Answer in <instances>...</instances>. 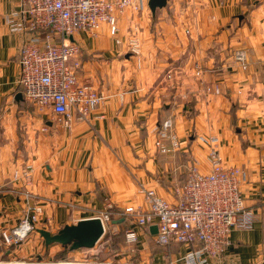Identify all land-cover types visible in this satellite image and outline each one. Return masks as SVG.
<instances>
[{
  "label": "crops",
  "instance_id": "obj_1",
  "mask_svg": "<svg viewBox=\"0 0 264 264\" xmlns=\"http://www.w3.org/2000/svg\"><path fill=\"white\" fill-rule=\"evenodd\" d=\"M17 7L18 0H0V128L11 140L4 150L7 162L17 153L15 140L28 139L26 154L0 167V232L17 225L30 205L43 208L36 229L51 233L108 208L115 224L137 232L133 257L123 253L128 264H185L190 245H156L150 241L154 235L124 210L148 209L142 187L174 201L191 164L210 170L208 138L215 137L225 163L244 171L240 190L255 219L250 229L234 228L223 253L208 264H264V0H168L154 18L148 7L118 14L115 36L105 23L95 35L74 33L71 39L81 48L79 79L105 99L89 122L71 127L46 113L18 109L26 102L18 84L23 35L3 20ZM133 29L138 56L126 44ZM237 48L247 51L244 70L233 58ZM168 72L173 78H166ZM215 83L220 91L207 92ZM167 117L182 143L178 151L161 154L153 141ZM41 124L51 131H38ZM58 126L65 130L55 131ZM25 165L32 167L29 179L15 180L14 171ZM121 212L123 218L115 220ZM92 259L68 245L46 247L36 230L16 246L4 245L0 237V264H92Z\"/></svg>",
  "mask_w": 264,
  "mask_h": 264
},
{
  "label": "built area",
  "instance_id": "obj_2",
  "mask_svg": "<svg viewBox=\"0 0 264 264\" xmlns=\"http://www.w3.org/2000/svg\"><path fill=\"white\" fill-rule=\"evenodd\" d=\"M127 9L141 13L147 9V0H18V7L5 14L3 20L11 31L23 35L18 84L25 99L66 127H71L75 121L89 122L105 97L79 79L81 48L71 37L78 31L95 35L103 23L115 36L118 33L117 15ZM115 41L121 42L119 38ZM126 44L130 53L140 54L135 29L130 32ZM233 58L241 69L247 68L246 49H235ZM167 78H173L171 72L167 73ZM206 91L219 92V83L207 87ZM153 142L161 154L180 149L182 142L174 131L171 117L158 125ZM208 142L210 170L202 172L196 163L191 164L185 181L174 190V201H167L153 189L142 187L148 209L141 211L128 206L124 210L138 227L148 232L151 225L157 226L156 245H190L183 256L185 264H208L209 259L223 253L234 228L250 229L255 219L251 209L245 208L243 203L240 190L243 169L225 163L215 137L208 138ZM31 170L30 165H25L14 171L13 177L27 181ZM42 214L41 205H30L17 225L1 230L2 243L7 246L22 243L36 230ZM94 217L100 218L104 231L112 222L108 208ZM124 236L130 244L138 239L136 230L131 227L125 230Z\"/></svg>",
  "mask_w": 264,
  "mask_h": 264
},
{
  "label": "rangeland",
  "instance_id": "obj_3",
  "mask_svg": "<svg viewBox=\"0 0 264 264\" xmlns=\"http://www.w3.org/2000/svg\"><path fill=\"white\" fill-rule=\"evenodd\" d=\"M233 51L234 50L232 49V53ZM165 76L167 78V73L165 74ZM18 109L25 111L26 114H31V115H38V113L40 112L32 103H30L27 100L26 102L21 103ZM0 113H1V110H0ZM53 129L55 131H58V129L65 130L63 127H59V126L54 127ZM38 131H40L41 133H46L47 131H51V130L47 128H43V125L41 124ZM27 139L28 138L19 136V139L15 140L16 147H17V153L26 154L25 153L26 151L24 150V145H25V140ZM10 141H11L10 138L4 137L2 128H0V146H1L0 153H3V154H0V157L3 159V160H0V167H2L4 164L7 165L10 162L11 164L16 163L15 162L16 158H14V155H16L17 153L11 154L13 155V157H11L12 160L10 159L9 162H7L6 160L7 155H5L6 153H4V150L8 149L6 147L9 146ZM32 157L34 158L35 155H33ZM26 158L27 157L24 156L23 159L26 160ZM110 213L112 215L114 212L111 211ZM121 218H123L122 212L116 215L115 220L121 219ZM31 233H35V231H32ZM124 233H125V228L123 225L121 224L117 225V224L111 223L106 228L105 233L102 236V238L99 240V242L94 247L80 248L78 250L83 249V251L86 252V256L90 255L91 258H93L90 261L92 264H128L130 260H128V258L122 259L123 253L129 252L130 258L133 257L132 250H134L135 248L132 249V247H135V243L134 244L127 243L125 241ZM150 241L154 242L153 239H151Z\"/></svg>",
  "mask_w": 264,
  "mask_h": 264
},
{
  "label": "water",
  "instance_id": "obj_4",
  "mask_svg": "<svg viewBox=\"0 0 264 264\" xmlns=\"http://www.w3.org/2000/svg\"><path fill=\"white\" fill-rule=\"evenodd\" d=\"M168 0H147V7L150 10L152 17L156 15L157 9L166 7ZM21 97V93L17 98ZM118 221H113L112 224ZM36 231L43 238L44 244L48 247L51 244L58 243L68 245L70 250L80 248H92L104 235V227L99 217L81 218L75 223L63 225L57 232L51 233L47 229L38 228ZM151 234L157 233V226L149 227Z\"/></svg>",
  "mask_w": 264,
  "mask_h": 264
},
{
  "label": "trees",
  "instance_id": "obj_5",
  "mask_svg": "<svg viewBox=\"0 0 264 264\" xmlns=\"http://www.w3.org/2000/svg\"><path fill=\"white\" fill-rule=\"evenodd\" d=\"M148 232V231H147ZM64 247H67V245H64Z\"/></svg>",
  "mask_w": 264,
  "mask_h": 264
}]
</instances>
